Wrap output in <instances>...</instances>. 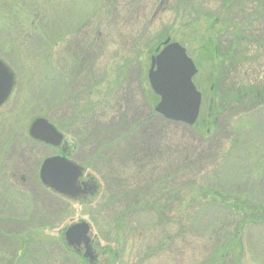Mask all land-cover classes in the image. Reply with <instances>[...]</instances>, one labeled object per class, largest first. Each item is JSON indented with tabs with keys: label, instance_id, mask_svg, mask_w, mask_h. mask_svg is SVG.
Returning a JSON list of instances; mask_svg holds the SVG:
<instances>
[{
	"label": "rangeland",
	"instance_id": "rangeland-1",
	"mask_svg": "<svg viewBox=\"0 0 264 264\" xmlns=\"http://www.w3.org/2000/svg\"><path fill=\"white\" fill-rule=\"evenodd\" d=\"M167 40L198 70L193 125L150 117ZM0 59L16 77L0 107V264H78L65 234L82 220L95 264H264V110L225 95L264 82V0H0ZM38 118L73 141L96 197L42 184L61 146L31 137ZM170 147L192 153L186 174L165 169Z\"/></svg>",
	"mask_w": 264,
	"mask_h": 264
},
{
	"label": "water",
	"instance_id": "water-1",
	"mask_svg": "<svg viewBox=\"0 0 264 264\" xmlns=\"http://www.w3.org/2000/svg\"><path fill=\"white\" fill-rule=\"evenodd\" d=\"M165 42L164 47L152 57L148 71L151 88L160 101L155 111L167 120L193 125L200 114L202 94L197 89L193 77L197 67L188 56L187 50L177 42ZM16 84L13 70L0 59V107L9 99ZM32 138L50 146L66 144L64 135L45 118L36 119L29 131ZM84 168L62 155L44 159L39 176L42 183L53 191L78 199L83 194L94 195L98 188L81 183ZM88 222L73 223L66 231L67 244L74 248L85 246V255L95 258Z\"/></svg>",
	"mask_w": 264,
	"mask_h": 264
},
{
	"label": "trees",
	"instance_id": "trees-1",
	"mask_svg": "<svg viewBox=\"0 0 264 264\" xmlns=\"http://www.w3.org/2000/svg\"><path fill=\"white\" fill-rule=\"evenodd\" d=\"M7 21H9V20H7ZM233 49V50H232ZM235 50V48L234 47H232V45L230 46H228L227 48H226V52H227V54L229 55L230 54V56H232V54H233V52L232 51H234ZM232 59V58H231ZM230 63H232L233 65H234V62L231 60V62ZM230 66H232V65H230ZM235 67V66H234ZM229 70V69H228ZM233 72H231L230 70H229V72H228V75H230V74H232ZM256 76V75H255ZM222 79H223V77L221 78V82H222ZM255 92V93H254ZM252 93H254L253 95H251ZM224 94V93H223ZM225 95H229V97H230V100L231 101H239L240 100V98H247V99H249V101L251 102V104L253 105V107H255V114L257 115V114H260V113H263L262 111L264 110V82L263 83H257V84H255V88L254 87H242V88H233V89H230V90H227L226 92H225ZM241 96V97H240ZM251 96V97H250ZM153 103H156L155 102V100H153V101H151V104H150V108H151V114H152V116L150 115V117H155V116H157V114L158 113H156L155 112V110H154V107H153ZM264 114V113H263ZM161 116V115H160ZM161 119L163 120V121H170V120H167V119H165L164 117H162L161 116ZM145 121V120H144ZM171 122V121H170ZM172 122H174V121H172ZM177 123H181V122H177ZM145 124H147V123H145ZM183 125H185V126H188V125H186V124H183ZM189 127V126H188ZM190 128V127H189ZM195 129L196 130V127H192V129ZM205 128H206V131L205 130H203V134H201V137H203L204 139H208V140H211V137L212 136H210V135H208V134H205V133H213V132H211V131H209V130H207L208 128H207V126H205ZM134 133V132H133ZM135 138H136V136H135ZM33 141V140H32ZM34 145H35V143H34ZM164 146H162V148H163ZM178 147H179V145H178ZM182 151V150H181ZM181 151H178V153L176 154V155H173V150H172V148L170 147L167 151H165V152H162V155H166V157L164 158L163 157V159H162V161H164V167H166L165 169H167L168 170V168H169V172H170V175H172V173H171V171L173 170V167L171 168V166H173V160L175 159V167H176V169H177V172H178V174H186V171L187 170H189L186 166H188L189 164H188V161H191V159H190V157H189V155H191L192 153H188V152H186L185 150H183L182 152ZM136 152H140V151H134V153H136ZM145 153V152H144ZM194 153V152H193ZM192 158V157H191ZM162 161H160V163L162 162ZM176 163H177V165H176ZM186 165V166H185ZM183 166H185L187 169H184L183 168ZM184 169V170H183ZM191 169V168H190ZM191 171V170H190ZM190 185H191V183H190ZM189 185V186H190ZM184 187L182 186V187H179V190H178V194L181 192L180 190H182ZM192 189V188H191ZM194 189V188H193ZM196 189V188H195ZM161 191H162V189H161ZM172 192H174V190L173 189H171L168 193H167V195L168 196H171L169 193H172ZM257 202L255 201V204H256ZM263 204V206H264V202L262 203ZM181 205V204H180ZM159 206V208H157L156 209V214L159 216V214L161 213V212H164L163 211V208H164V206L163 205H158ZM163 206V207H162ZM179 210H181V209H179ZM182 211V210H181ZM261 211H263V210H261ZM180 212V211H179ZM257 220H261L262 222H264V216L262 215V214H259V212H257ZM239 225H240V223H238ZM237 224V225H238ZM144 230H146L145 229V227L143 228V231ZM125 232L126 231H124V230H120V235L121 236H123V235H125ZM109 241H110V238L108 239ZM256 242V241H255ZM79 259H80V262L78 261V264H85L87 261L86 260H84L83 258H81V257H78ZM261 261V260H260ZM86 264H88V262L86 263ZM263 264V263H262Z\"/></svg>",
	"mask_w": 264,
	"mask_h": 264
},
{
	"label": "flooded vegetation",
	"instance_id": "flooded-vegetation-1",
	"mask_svg": "<svg viewBox=\"0 0 264 264\" xmlns=\"http://www.w3.org/2000/svg\"><path fill=\"white\" fill-rule=\"evenodd\" d=\"M74 145H73V142L70 141L69 139L67 140L66 144H62L61 147H59V151L58 153L61 154V155H64V156H67L68 158H70V153L72 154L73 153V148ZM73 148V149H72ZM72 158V157H71ZM81 183H84V182H89V186L93 189V187H97L98 186V191L96 192L95 195H93V197L91 196H88V194H83L82 196H80V198H78L79 200H83V201H86L87 199H92L94 197L97 196L98 192H99V185H98V182L97 180L91 176L90 174H87L86 172H84V175L82 176V178L80 179ZM90 230H91V226H90ZM93 243L92 242V246H93ZM76 249V248H75ZM85 246L82 244L80 248H77L76 249V252L80 255L81 258H83L84 260H86L88 263L90 264H95L96 261L98 260V253L94 250L93 248V251H94V255H95V258L93 260L89 259L86 255H85Z\"/></svg>",
	"mask_w": 264,
	"mask_h": 264
}]
</instances>
